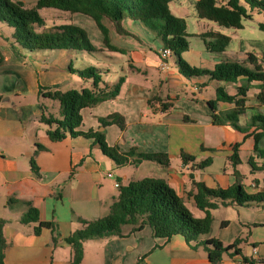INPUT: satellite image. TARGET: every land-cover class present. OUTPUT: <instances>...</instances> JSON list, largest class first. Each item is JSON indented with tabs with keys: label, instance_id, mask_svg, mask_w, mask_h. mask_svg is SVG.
<instances>
[{
	"label": "crops",
	"instance_id": "crops-1",
	"mask_svg": "<svg viewBox=\"0 0 264 264\" xmlns=\"http://www.w3.org/2000/svg\"><path fill=\"white\" fill-rule=\"evenodd\" d=\"M179 7L173 8L171 0L172 12L183 17L177 13L180 12ZM258 16L263 17V20H257L259 26L264 21V15L259 13ZM197 17L191 18L192 32L190 19L186 17L190 35L200 36L210 30L207 28L211 24H204L207 26L204 29L199 27L202 22ZM81 20L89 23L84 18ZM247 20L244 21V27ZM104 23L109 29L112 44L121 51L110 50L101 32V43L96 45L97 51L77 53L84 55L86 52L92 57L99 53L106 58L102 67L87 61L101 71L99 88L111 89L121 77H125V81L119 96L82 110L83 123L79 129L105 131L110 145H117L124 152L133 151L134 158L140 153H166L170 159L169 164L143 160L137 165L129 163L117 166L113 159L102 152L95 138L79 135L68 136L60 141L50 140L47 126L37 124L42 123L40 96L39 102L30 104L25 101L28 90L26 77L31 79L35 75V69L29 65L30 60L25 55L27 50L11 45L9 39L0 33V218L7 220L4 227L7 239L6 264H69L72 247L65 241V237L83 227L79 218L93 220L108 214L117 196L114 194V189L119 188L116 183L125 185L145 177L162 178L183 199L193 201L195 205L191 196V193L196 192L192 175L195 180L203 181L210 188H229L237 180L236 169L241 174L240 180L246 192H264V180L261 182L258 177L260 174L257 173L264 170H253L249 164L251 156H257L255 161L258 166L262 163L255 151L256 143L252 145L251 153H248L249 167L245 166L246 170L242 167L244 163L240 155L238 165H234L231 159L235 145H239L238 154L243 150L242 138L254 137V127L248 132H242L229 123L213 122V114H226L235 107L233 103L217 102V94L208 92V83L214 85L215 89L222 83L209 81L202 76L184 77L178 71L174 56L169 58L170 66L162 69L163 43L140 21L126 18L122 22L123 27L133 36L117 32L108 19ZM201 39L202 44H190L189 50L183 52L184 59L192 66L213 69L218 62L223 61L222 52L209 51ZM263 51L255 50L260 56ZM248 53L236 55L233 60L247 61ZM60 73L59 79L51 87H57L70 78L74 79L65 65ZM88 80L93 82V79ZM253 84L247 96L245 117L239 120L242 126L247 125L253 114H262L264 111V104L256 98L260 82ZM93 86L84 85L83 88ZM225 86L229 94H237L236 84ZM32 92L39 95L34 86ZM210 100L217 102L216 108L210 104ZM48 108L55 114L59 113L52 111L49 105ZM112 113L124 116L125 129L117 124L102 125L100 118ZM260 142L259 148L264 149ZM37 143L45 148L35 155ZM182 153L192 155L195 159L184 160ZM212 154L221 157L219 166H215ZM33 157L39 173L32 168ZM208 158L211 163L202 168L198 166ZM229 163L233 171H228ZM249 173L252 177H248ZM249 178L251 181L247 186L245 179ZM10 200L13 201L9 203ZM227 205L237 208L248 222L231 224L223 221L215 225L213 216L211 231L202 238L215 237L227 245L240 238L249 228L250 235L243 237L250 245L249 251L242 248V254L227 253L221 264H250L245 262V257L261 264L264 260V202ZM30 206L38 209L40 220L54 222L58 233L56 243L53 242L50 228L43 227L36 234L34 229L37 222L21 221ZM199 210L201 214L197 215L204 217L205 211ZM132 229L133 226L128 224L122 227V236L112 235L84 241L81 264H212L205 248L194 247V243L189 244L183 235L176 234L167 239L155 237L149 226L137 231Z\"/></svg>",
	"mask_w": 264,
	"mask_h": 264
},
{
	"label": "trees",
	"instance_id": "trees-1",
	"mask_svg": "<svg viewBox=\"0 0 264 264\" xmlns=\"http://www.w3.org/2000/svg\"><path fill=\"white\" fill-rule=\"evenodd\" d=\"M170 2L171 0H38L34 7L28 8L21 0H0V21L14 29L11 44L15 47L19 46L27 51L63 49L89 52L97 51V48L92 44L84 28L74 24L46 28L39 10L56 8L90 16L103 33L105 45L114 51L121 50L112 44L109 29L104 20H110L120 34L132 36L134 34L123 27V20L130 18L140 21L155 33L164 48L168 47L172 50V56L176 60L181 75L186 78L208 76L209 80L222 83L216 88L217 102L233 103L235 107L226 114H213V122L215 124L229 123L242 132H248L254 127L252 135L256 141L255 151L258 158L262 159V163L258 166L255 161L257 156H251L249 164L253 170H264V149L258 146V142L264 138V115L255 113L246 126L239 124L240 116L246 112L247 96L254 87L253 82H260L256 98L264 104V51L261 56L255 51L249 52L247 61H220L213 69L190 65L182 57L183 52L190 48L187 19L175 15L170 8ZM195 10L201 19L214 21L223 27L242 29L246 19H251L255 13L264 14V0H196ZM259 28L264 31V21L259 23ZM200 36L206 48L213 52H223L232 41V37L218 30H208ZM78 73L83 78L93 79V88L70 89L63 92L52 91L50 88L45 90L44 86H40V98L56 99L60 105L59 113L55 114L41 102L40 121L47 125V135L50 140L60 141L68 136L79 135L95 138L102 152L113 159L117 166L129 163L137 165L143 160H153L162 165H168L170 159L166 153H140L137 158H134L133 151L124 152L119 146L110 145L105 131L79 129L83 123L82 110L119 96L125 77H121L111 89L107 90V88H99L102 81L99 68L90 66L78 69ZM225 84H236L237 94H229ZM217 102L210 100V104L215 108ZM100 121L103 126L117 124L121 129L126 127V120L119 113L100 118ZM238 146V144L235 145V152L231 158L234 165L240 163ZM44 148V145L37 143L35 155ZM182 157L184 160L195 159L194 156L186 153H182ZM209 163L211 159L208 158L201 161L198 166L202 168ZM31 164L33 170L39 173L34 157ZM235 175L237 180L229 188H210L203 181L195 180L192 175L196 192L191 193V196L195 205L205 211V216L202 218L194 217L183 198L165 179L145 177L120 185L119 193L111 203L107 215L93 220L79 218L83 227L65 237V241L72 247V258L69 264H81L84 241L112 235L122 236L121 229L128 224L133 226V231L149 226L155 237L168 239L176 234L183 235L189 244L194 243V247H204L212 264H221L227 253L242 254L241 243L244 242V238L240 237L227 245L215 237L202 238L211 231L213 223L211 210L218 208L220 204L243 205L252 201L264 202V192H246L240 180L241 174L236 169ZM12 201L10 200L9 203ZM21 221L23 223L37 222L34 229L36 234H39L43 227L50 228L53 232V242L58 241L56 225L54 222L40 220L37 208L30 206ZM6 222L7 220L0 218V264H6L7 239L4 233ZM245 262L256 264L255 259L247 257ZM261 264H264V260Z\"/></svg>",
	"mask_w": 264,
	"mask_h": 264
},
{
	"label": "rangeland",
	"instance_id": "rangeland-1",
	"mask_svg": "<svg viewBox=\"0 0 264 264\" xmlns=\"http://www.w3.org/2000/svg\"><path fill=\"white\" fill-rule=\"evenodd\" d=\"M24 2L25 6L28 8H32L37 4L38 0H21ZM196 0H172L173 8L176 6H180V15L183 17H187V19H190V31H193V25H192V19L196 18L197 13L194 9V4ZM40 15L44 18L45 21V27L46 28H52L57 25L62 24H74L77 26H80L84 28L88 36L92 42V44L96 47L97 44L101 43V36L102 33L98 26L96 25L94 19H92L90 16L85 15L83 13H70L67 11L59 10L56 8H43L39 10ZM61 14L62 16H59ZM258 13H255V16L252 19H248L246 22V26L243 29H235L230 27H223L219 26L216 22L210 21L207 19H199L202 22V25H198L202 29H204V24H211L210 28L207 29H217L225 33L226 35H229L232 37V41L225 50V52H222V58L223 61H226L229 59V61H233V57L236 55H245L244 53L247 52H253L255 50H262L264 49V31H262L259 26L257 20L261 21L263 20V17L258 16ZM264 14L262 13V16ZM58 16V17H57ZM84 18L88 20L89 23L82 21L81 19ZM198 18V17H197ZM261 19V20H260ZM13 31L14 29L10 27L7 23L0 21V33H2L7 39H9L10 44L11 41H13ZM191 45L198 46L202 44V39L200 36L197 35H190L188 38ZM12 45V44H11ZM78 51L74 50H63V49H38L35 50V52L27 51L25 55L27 58H29L30 63L29 65L32 66L35 69V75L32 76V78L26 77V82L28 86V90L25 95V101L27 103H36L39 102V95L38 93L32 92V86L37 88L38 91H40V86H44L45 90H49V88L52 91H67L70 89H77L82 90L83 86L91 87L93 82L89 81L88 79L83 80V77L79 75L78 68H87L92 64H89L91 62L94 63L95 66H104V59L106 58L102 56L101 54L97 53L96 57H92L90 55H87L86 52L83 54L77 53ZM182 57L184 58V55L182 54ZM198 59V58H197ZM89 61V63L87 62ZM67 62V63H66ZM65 65L68 72L70 74H73L74 79L70 78L66 82L59 84L57 87H51V84L59 79V76L61 75V69L62 66ZM81 68V69H82ZM71 69H75L72 71ZM206 77L207 80H209L208 76H202ZM93 81V80H92ZM211 81V80H209ZM86 83V84H85ZM39 85V86H38ZM208 85V92L212 94H217L216 89L214 85ZM10 98L9 96H6ZM41 102L45 105H49L51 107L52 111L58 112L59 111V101L52 98H40ZM264 115V111L262 112ZM245 114L241 115L240 118H244ZM249 123V122H248ZM247 123V124H248ZM37 124L46 127L47 125L45 123L38 122ZM264 139V138H263ZM262 139V140H263ZM254 137L244 139L242 138V151L240 152V157L243 160V169L246 170L245 166L248 168L249 164L247 162L248 153H251L250 149L252 148V145L256 143L254 141ZM260 142V141H259ZM260 146L264 147V140L260 142ZM255 155V154H254ZM213 157H215V166H219V160L221 163V157L216 156L215 154H212ZM248 164V165H246ZM238 165V164H237ZM228 171H233L232 164H227ZM244 170V171H245ZM260 175L258 176L261 182L264 180V171L257 172ZM256 175V174H253ZM248 177H252L250 173L248 174ZM111 180V179H109ZM246 185L248 186V183H250L251 178L245 179ZM263 184V183H262ZM114 194L118 195V189H114ZM185 205L189 208V210L193 213L194 217L196 218H202L198 215L201 214V211L197 209L193 203V201H189L187 199H183ZM214 216V222L215 225H220L221 222H248L245 220V216H242V213L235 208L232 205H223L220 204L219 207L212 211ZM198 213V215H197ZM249 228L246 229V232L241 234V238L247 237V235H250ZM249 239V238H248ZM241 247L246 252L249 251L250 245L244 242L241 243Z\"/></svg>",
	"mask_w": 264,
	"mask_h": 264
},
{
	"label": "built area",
	"instance_id": "built-area-1",
	"mask_svg": "<svg viewBox=\"0 0 264 264\" xmlns=\"http://www.w3.org/2000/svg\"><path fill=\"white\" fill-rule=\"evenodd\" d=\"M172 56V50L168 47H165L161 51V63L160 66L162 69H166L170 66L169 58ZM109 176H112V174H109ZM116 186L119 187L120 184L116 183ZM240 264H245L244 262H241Z\"/></svg>",
	"mask_w": 264,
	"mask_h": 264
}]
</instances>
